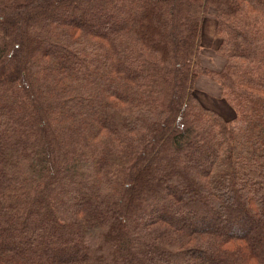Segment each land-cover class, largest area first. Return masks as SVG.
<instances>
[{
    "label": "trees",
    "instance_id": "trees-1",
    "mask_svg": "<svg viewBox=\"0 0 264 264\" xmlns=\"http://www.w3.org/2000/svg\"><path fill=\"white\" fill-rule=\"evenodd\" d=\"M262 192L264 0H0V264H264Z\"/></svg>",
    "mask_w": 264,
    "mask_h": 264
},
{
    "label": "rangeland",
    "instance_id": "rangeland-1",
    "mask_svg": "<svg viewBox=\"0 0 264 264\" xmlns=\"http://www.w3.org/2000/svg\"><path fill=\"white\" fill-rule=\"evenodd\" d=\"M215 16H216L215 8L212 6L209 8L204 18V26L202 30V42L204 45L202 49L201 60L205 66H208L213 69H220L223 67L225 63V59L218 53V48L221 43V38H219L216 33L217 21ZM212 27L214 28L213 31H212ZM207 77L208 76L206 75H200L199 82L196 81L195 83L196 85L195 91L199 99L201 98L205 103H208L211 107L220 110L222 114H224L223 116L226 119L233 118L235 116V111L228 104V102L221 96V85L216 80ZM208 81L211 82L214 81L216 83L215 85L217 88L215 90L208 89L205 86V84ZM221 105H223L224 108L221 107ZM261 195L264 197V192H262ZM213 226H216V224L213 223ZM193 259L194 258H190V262H188V264L193 263ZM194 261L198 262L195 259Z\"/></svg>",
    "mask_w": 264,
    "mask_h": 264
},
{
    "label": "crops",
    "instance_id": "crops-1",
    "mask_svg": "<svg viewBox=\"0 0 264 264\" xmlns=\"http://www.w3.org/2000/svg\"><path fill=\"white\" fill-rule=\"evenodd\" d=\"M215 14H216V9H215ZM216 17V16H215ZM203 26H204V24H203ZM214 30V28L212 27V31ZM210 31H211V28H210ZM200 77V76H199ZM198 77V79L196 80L197 82H199V78ZM208 78V77H207ZM210 80V79H209ZM214 81H208L206 84H205V86L208 88V89H210V90H215L217 87H216V83L214 82ZM201 83V82H200ZM219 89V88H218ZM200 100L203 102V104L204 105H206L207 107H210V108H212V109H215V110H217V111H219V113H221L222 114V112L220 111V110H218V109H216V108H214V107H211L208 103H205L201 98H200ZM221 107H223V105H221ZM224 108V107H223ZM226 109V108H225ZM222 115H224V114H222Z\"/></svg>",
    "mask_w": 264,
    "mask_h": 264
},
{
    "label": "bare ground",
    "instance_id": "bare-ground-1",
    "mask_svg": "<svg viewBox=\"0 0 264 264\" xmlns=\"http://www.w3.org/2000/svg\"><path fill=\"white\" fill-rule=\"evenodd\" d=\"M158 225H159V224H158ZM156 229H158V228H156ZM161 234H162V233H161ZM163 234H166V233H164V232H163ZM218 240H221V238H220V239H218ZM184 243H185V242H184ZM178 245H179V244H178ZM179 246H180V245H179Z\"/></svg>",
    "mask_w": 264,
    "mask_h": 264
}]
</instances>
